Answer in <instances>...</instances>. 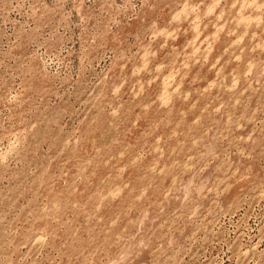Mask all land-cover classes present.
<instances>
[{"label":"rangeland","instance_id":"374dc122","mask_svg":"<svg viewBox=\"0 0 264 264\" xmlns=\"http://www.w3.org/2000/svg\"><path fill=\"white\" fill-rule=\"evenodd\" d=\"M0 264H264V0H0Z\"/></svg>","mask_w":264,"mask_h":264}]
</instances>
